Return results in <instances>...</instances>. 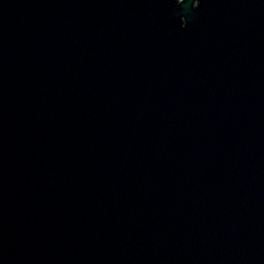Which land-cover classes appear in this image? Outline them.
<instances>
[{"label": "water", "instance_id": "obj_1", "mask_svg": "<svg viewBox=\"0 0 264 264\" xmlns=\"http://www.w3.org/2000/svg\"><path fill=\"white\" fill-rule=\"evenodd\" d=\"M0 264H264V0H0Z\"/></svg>", "mask_w": 264, "mask_h": 264}]
</instances>
